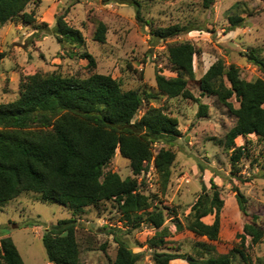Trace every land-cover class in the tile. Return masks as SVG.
I'll return each instance as SVG.
<instances>
[{
	"label": "rangeland",
	"instance_id": "obj_1",
	"mask_svg": "<svg viewBox=\"0 0 264 264\" xmlns=\"http://www.w3.org/2000/svg\"><path fill=\"white\" fill-rule=\"evenodd\" d=\"M138 7L141 20L137 18ZM25 12L34 13L33 22L17 18L0 30V52L5 53L0 68V105L17 100L21 81L38 72L82 79L92 74L112 76L124 91H138L144 97L133 122L149 108H159L179 119L181 137L153 148L154 155L162 148L176 155L169 182L163 183L152 162L149 171L137 177L141 192L154 206L175 210L185 226L191 207L202 194L203 184L212 194L214 183L223 200L218 241L210 243L187 229L175 232L167 217L171 236L158 248L149 244L157 230L143 225L129 232V224L115 202L105 203L99 209L86 208L77 217L81 264H113L118 251L115 234L135 253H140L137 264H155L152 259L155 253L200 258L225 255L237 248L251 257L252 264H264V142L256 135L239 137L236 145L246 144L247 155L233 168V150L227 148L225 137L236 124V118L216 98L202 96L199 82L218 61L226 68L238 67L246 81L264 80V70L248 58L255 53L264 61V0H216L211 9H204L203 0H33ZM62 15H66L70 26L82 32L84 46L60 43L52 34ZM232 16L245 18L243 27L231 30ZM100 23L107 27L104 43L94 39ZM173 26L184 31L167 39L154 37L156 30ZM182 43H191L197 50L196 79L189 82L188 89L209 106L204 118L198 116L199 104L194 100L161 96L157 88V72L168 78L176 76L168 60V47ZM86 54L93 57L95 67L89 65ZM231 102L239 108L235 97ZM108 171L123 180L135 177L129 160L119 152ZM234 187L247 199V214L239 210ZM71 218L73 214L68 207L43 201L35 193H25L0 206V240L3 234L11 237L25 264H51L42 237L52 225ZM213 220L211 216L204 222L211 224ZM255 237L260 240L254 242ZM198 242L211 244L216 250L212 253L200 250L196 248ZM171 264L188 262L177 260ZM233 264L245 263L236 256Z\"/></svg>",
	"mask_w": 264,
	"mask_h": 264
},
{
	"label": "trees",
	"instance_id": "obj_2",
	"mask_svg": "<svg viewBox=\"0 0 264 264\" xmlns=\"http://www.w3.org/2000/svg\"><path fill=\"white\" fill-rule=\"evenodd\" d=\"M33 0H0V30L11 21L21 18L25 23L34 21V13H26ZM216 0H203L204 9H211ZM137 18L140 19L139 7ZM231 30L243 27L245 18L232 16ZM193 30V29H192ZM179 26L156 30L157 39H167L180 34ZM107 27L100 23L94 35L97 42L106 41ZM52 34L59 42L84 46L85 38L79 29L68 24L66 15L58 17ZM196 48L191 43L168 47V60L175 77L168 78L157 72L159 94L169 98L183 97L199 104V117H207L209 106L194 97L188 84L196 79L194 57ZM5 53L0 52L1 62ZM89 65L94 59L86 54ZM249 60L264 70V61L255 53ZM202 96L214 97L236 118V124L226 134V146L232 149V167L247 155L246 144L238 147L236 140L256 135L264 142V80L246 81L234 65L226 68L222 61L213 64L201 78ZM229 83V84H228ZM148 98H155L147 95ZM240 104L235 108L231 100ZM144 103L138 91H124L112 76L92 74L88 78L63 76L60 73L38 72L21 81L20 95L9 104L0 105V206L18 199L22 194L35 193L41 200L56 202L70 209L73 218L61 220L47 229L42 241L51 264H81L77 240V217L86 208L99 209L103 204L116 203L129 232L149 225L156 229L149 240L152 248L164 246L171 236L166 225L167 217L175 232L185 229L210 243L219 240L223 200L213 183L212 194L203 184L202 194L191 207L186 226L175 210L160 209L141 192L137 177L154 168L165 185L171 177V167L176 155L160 149L154 155L156 144H171L181 137L179 119L169 116L159 108H149L136 122ZM129 160L134 178L123 180L117 173L106 169L116 153ZM236 199L239 210L247 214V199L238 190ZM152 209V210H151ZM168 211V213H167ZM167 213V215H166ZM214 217L211 224L204 222ZM0 240V264H25L11 237ZM263 234L260 235V237ZM255 237V241L260 240ZM118 245L113 264H137L140 253H135L128 243L115 234ZM196 248L207 253L215 246L197 243ZM240 256L245 264H252L251 257L241 249L225 255L190 257L179 253H155V264H171L186 260L188 264H233Z\"/></svg>",
	"mask_w": 264,
	"mask_h": 264
},
{
	"label": "water",
	"instance_id": "obj_3",
	"mask_svg": "<svg viewBox=\"0 0 264 264\" xmlns=\"http://www.w3.org/2000/svg\"><path fill=\"white\" fill-rule=\"evenodd\" d=\"M83 226H85V225L83 224ZM88 228H89V229H92V227H91L90 225L88 226Z\"/></svg>",
	"mask_w": 264,
	"mask_h": 264
}]
</instances>
